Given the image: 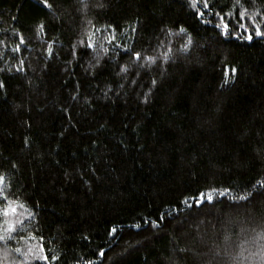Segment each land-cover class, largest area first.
Segmentation results:
<instances>
[{
  "label": "trees",
  "instance_id": "16d2710c",
  "mask_svg": "<svg viewBox=\"0 0 264 264\" xmlns=\"http://www.w3.org/2000/svg\"><path fill=\"white\" fill-rule=\"evenodd\" d=\"M50 2L0 0V189L16 208L0 264H44L25 255L41 247L50 264H264V38L229 0H209L211 23L188 0ZM200 193L214 202L188 208Z\"/></svg>",
  "mask_w": 264,
  "mask_h": 264
},
{
  "label": "snow or ice",
  "instance_id": "6c2138e0",
  "mask_svg": "<svg viewBox=\"0 0 264 264\" xmlns=\"http://www.w3.org/2000/svg\"><path fill=\"white\" fill-rule=\"evenodd\" d=\"M39 3L46 9H49L50 11L53 10V4L50 2V0H39ZM229 3L232 5V7L236 10V15L238 17V19L240 21H244L247 20L251 23V27H246V25L244 23H239L238 24V28L239 29H243L246 36L245 38L251 42L253 40V35L252 33L254 32L255 37H260V38H264V27H261V25H264V12H261L260 10H252L250 11L249 9L252 8L254 9L257 0H251V3H249V0H229ZM188 5L189 7L195 12V17L198 20H201L202 22H206V23H211V21H203V17L207 14V10L210 9L211 5L209 3V0H188ZM202 5L204 11H201L199 9L198 6ZM247 5V6H246ZM215 15L217 16V18L219 19V22L215 24V28L219 29L220 34L227 36L230 34V32H235L236 29L232 28L230 29V21H226L225 17H229L231 18L233 16V11L232 9H229L227 12H223V10H221V12H216ZM260 17L259 21H257V17ZM43 30V29H41ZM186 30L184 27H180L179 32L180 33H184ZM24 41L23 39L20 40V44H23ZM89 48L92 47V44L88 45ZM14 51H20V47L19 45H17V47L14 49ZM136 59H140V53H135L134 54ZM146 59H151V58H146ZM121 71H124V69L122 68ZM233 74L235 73V69H231L230 70ZM154 83V82H153ZM225 83H227V80L225 81ZM3 85L0 84V88H2ZM26 145H27V140L25 141ZM13 167H15V165H13ZM4 183V176L0 175V185H3ZM262 187H264V185H261ZM219 195L223 196L224 193H219ZM192 203L191 204H186V206L188 208H199L201 207L205 202H207L208 204H212L214 202V197L212 195H206L203 193H200L196 196H192L190 197ZM239 199L241 201H245L248 200V197H239ZM0 201L5 202V204L7 205V201H8V196L7 194L0 189ZM184 202V201H182ZM186 203V202H185ZM22 207V205H21ZM16 212V208L15 207H11L10 205H7L5 207H3L2 209H0V215L7 217L10 213L11 214H15ZM18 223H21L20 221H18ZM155 226V225H154ZM5 231L8 234H11L12 232L15 231V228L13 225H9ZM115 229L112 230V232H114ZM7 237H5L4 235H0V240H5ZM229 237L227 235H225L224 239L227 240ZM261 238H264V235H261ZM15 251L17 253H20L21 250L19 248H16ZM101 255H103V252L100 253ZM25 255H32L33 258L41 260L44 262V264H50L51 260H56L58 259V257L56 256H52V257H48L47 255H45V249L44 248H40L39 249V253L36 254L33 249H29L28 253Z\"/></svg>",
  "mask_w": 264,
  "mask_h": 264
},
{
  "label": "rangeland",
  "instance_id": "374dc122",
  "mask_svg": "<svg viewBox=\"0 0 264 264\" xmlns=\"http://www.w3.org/2000/svg\"><path fill=\"white\" fill-rule=\"evenodd\" d=\"M14 225L13 224V222H9V225ZM29 234H27V233H25V232H23V233H20L19 235H18V237H17V239H16V242L18 243V244H20L21 242H24V241H27V243H33L32 242V238H30L31 236H29ZM34 238V237H33ZM21 245V244H20ZM50 256H52V255H50Z\"/></svg>",
  "mask_w": 264,
  "mask_h": 264
}]
</instances>
